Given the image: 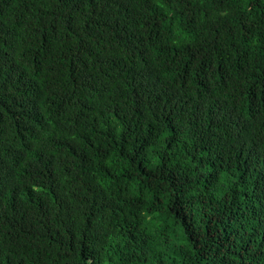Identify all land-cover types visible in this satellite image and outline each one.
<instances>
[{"label":"trees","instance_id":"16d2710c","mask_svg":"<svg viewBox=\"0 0 264 264\" xmlns=\"http://www.w3.org/2000/svg\"><path fill=\"white\" fill-rule=\"evenodd\" d=\"M0 264H264V0H0Z\"/></svg>","mask_w":264,"mask_h":264}]
</instances>
